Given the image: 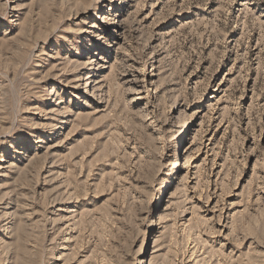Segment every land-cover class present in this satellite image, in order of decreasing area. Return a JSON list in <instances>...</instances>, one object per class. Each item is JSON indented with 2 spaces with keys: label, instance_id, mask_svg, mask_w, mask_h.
I'll list each match as a JSON object with an SVG mask.
<instances>
[{
  "label": "rangeland",
  "instance_id": "rangeland-1",
  "mask_svg": "<svg viewBox=\"0 0 264 264\" xmlns=\"http://www.w3.org/2000/svg\"><path fill=\"white\" fill-rule=\"evenodd\" d=\"M143 259L264 264V0H0V264Z\"/></svg>",
  "mask_w": 264,
  "mask_h": 264
},
{
  "label": "bare ground",
  "instance_id": "bare-ground-1",
  "mask_svg": "<svg viewBox=\"0 0 264 264\" xmlns=\"http://www.w3.org/2000/svg\"><path fill=\"white\" fill-rule=\"evenodd\" d=\"M104 1H105V0H104ZM101 5H102L101 7H104V6H105V2H103ZM147 152H148V151L146 150V153H147ZM181 154H182V152H181ZM177 164H179V163H177ZM165 186H166V183L164 184V188H165ZM162 191H164V189H163ZM144 262H145V259H143V260L141 261V264H145Z\"/></svg>",
  "mask_w": 264,
  "mask_h": 264
}]
</instances>
